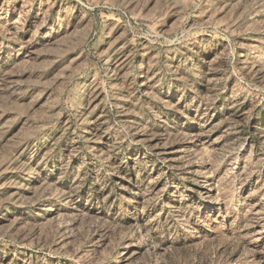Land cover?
<instances>
[{
	"label": "rangeland",
	"instance_id": "374dc122",
	"mask_svg": "<svg viewBox=\"0 0 264 264\" xmlns=\"http://www.w3.org/2000/svg\"><path fill=\"white\" fill-rule=\"evenodd\" d=\"M0 264H264V0H0Z\"/></svg>",
	"mask_w": 264,
	"mask_h": 264
}]
</instances>
